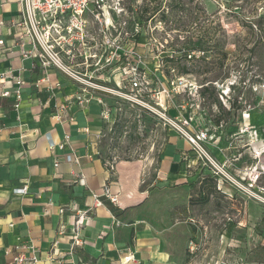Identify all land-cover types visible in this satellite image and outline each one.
<instances>
[{
  "label": "rangeland",
  "instance_id": "rangeland-1",
  "mask_svg": "<svg viewBox=\"0 0 264 264\" xmlns=\"http://www.w3.org/2000/svg\"><path fill=\"white\" fill-rule=\"evenodd\" d=\"M123 1L125 8L132 2L142 7L126 30H136L133 49L145 57L146 75L183 77L191 83L166 97L155 90L148 100L158 103L162 97L169 117L189 119L193 131L208 128L207 151L230 177L247 188L251 184L257 200L225 185L224 193L215 187L203 205L196 172L187 175L185 184L159 179L167 129L143 113L134 123L133 112L125 106L112 129L103 130L101 155L141 165L145 193L137 204L140 219L172 264H264V40L254 26L264 19V0H181L183 10L175 5L177 0ZM154 8L168 17L165 23L158 21L160 12L148 20ZM184 39L188 52L196 50L189 62L175 55ZM170 57H176L178 68L172 70L165 62ZM181 66L187 74L177 73ZM142 236L151 237L150 231ZM190 238L197 245L193 252L187 248ZM150 257L167 261L160 252Z\"/></svg>",
  "mask_w": 264,
  "mask_h": 264
},
{
  "label": "crops",
  "instance_id": "crops-1",
  "mask_svg": "<svg viewBox=\"0 0 264 264\" xmlns=\"http://www.w3.org/2000/svg\"><path fill=\"white\" fill-rule=\"evenodd\" d=\"M17 10L13 0H0V24H4L0 40L9 48L0 58V75L10 71L26 81L18 109L10 81L0 84V264H10L16 247L33 249L38 264H119L126 249L135 252L133 264H172L170 254L161 250L159 239L140 219L137 204L145 193L141 165L115 160L114 176L109 178L104 163L114 158L101 155L103 130H111L127 106L105 99L110 107L105 121L102 106L93 100L79 105L76 86L57 71L50 68L43 74L33 69L30 59L20 57L9 30L18 20ZM44 75L47 85L39 84ZM52 83L59 85L54 91L48 87ZM117 107L121 111L116 113ZM128 109L138 114L133 121L139 123L140 113ZM165 132L158 178L188 183L187 175H193L185 171L184 159L193 154L177 133ZM68 155L77 163L67 162ZM105 184L118 194V204L103 200V207L95 208L91 195L99 194ZM20 188L26 189L25 194L12 193ZM113 217L119 227L113 225ZM145 230L151 237L142 236ZM153 252L165 254L167 261L151 259Z\"/></svg>",
  "mask_w": 264,
  "mask_h": 264
},
{
  "label": "built area",
  "instance_id": "built-area-1",
  "mask_svg": "<svg viewBox=\"0 0 264 264\" xmlns=\"http://www.w3.org/2000/svg\"><path fill=\"white\" fill-rule=\"evenodd\" d=\"M13 2L17 5L18 20L10 24L9 30L20 57L30 59L33 69L38 68L43 74L50 68L57 71L76 86L75 100L79 105L83 106L93 100L102 106V117L105 121H108L110 114V107L105 99L114 100L120 105L143 113L157 125L177 133L188 144L193 158L184 159L186 172H196L195 175L199 177L205 175L211 177L218 192L224 193L222 188L228 185L257 200V194L250 189L253 187L251 184L248 185L250 188H247L242 182L230 177L223 166L207 151L210 142L208 128L193 131L189 119L183 116L174 119L169 117L164 99L161 102L158 98V103L148 100L149 94L155 90L158 95L166 97L189 88L191 83L183 77L165 79L160 73L146 75L145 57L133 49L136 30H126L128 22L133 21L134 12L125 8L123 0H13ZM0 25L4 26L2 23ZM7 51L9 48H5L4 42L0 40V58ZM5 80L12 84L14 108L18 109L22 98L21 88L26 81L12 75L10 71L0 75V84L5 83ZM48 83L46 75L39 81V84L43 85ZM48 87L54 91L59 85L52 83ZM2 97L9 98L10 94L2 93ZM114 111L117 113L121 109L117 107ZM65 159L67 162L77 163L71 155ZM115 160H107L104 163L109 178L114 176ZM78 183L83 185L84 181L80 179ZM25 192L24 188L12 190L13 194L23 195ZM91 197L95 208L103 207V200L113 206L118 204V194L111 192L109 184H105L99 194L93 193ZM72 210L76 209L72 207ZM59 213L62 214L63 210L60 209ZM76 223L79 224L80 221ZM113 225L119 227L121 224L113 217ZM196 247L195 240L190 238L187 243L188 250L193 252ZM135 262L133 250L126 249L120 253L119 264ZM38 263L39 258L35 251L24 247H16L10 261V264Z\"/></svg>",
  "mask_w": 264,
  "mask_h": 264
},
{
  "label": "trees",
  "instance_id": "trees-1",
  "mask_svg": "<svg viewBox=\"0 0 264 264\" xmlns=\"http://www.w3.org/2000/svg\"><path fill=\"white\" fill-rule=\"evenodd\" d=\"M175 5L177 6V8H180L181 10H183L185 3H183L181 0H177V1H175ZM141 8H142L141 6H136L135 4H133V2L127 6V10L130 12L136 13L137 17H138V14H142V12H143ZM158 12H160V10L158 8L152 9L148 20H151V19L153 20L154 16ZM159 14H160V16H159L158 21L165 23L167 21L168 17H166L163 12H160ZM254 26H255V29H257L259 31L262 39L264 40V19L259 18L255 22ZM186 47H187V39H184V41L181 42L180 46L178 47L177 51L175 52V55H180V59H182L184 62H189V60H191L193 58V54L195 53L196 50L188 52ZM203 51L204 50H202L201 52H203ZM198 52L200 53V51H198ZM174 58H176V57H170V58L164 59L167 64H170L169 66H172V70H174L175 68H178L177 64H175L173 61ZM177 73H181L183 75L187 74L186 67L181 66L180 71H179V69H177ZM169 74L170 73L168 72V76H169ZM201 95H203V93H201ZM121 115H122V113H121ZM132 116L135 118L136 116H138V114L132 113ZM219 122H220L219 119L217 121H215V125L218 126ZM207 183L210 185H206ZM214 190H215V182L213 181V179L209 176L201 177L199 179V187H198V191L201 194V197L199 199V204H203V205L206 204L209 200V196L212 194V192H214Z\"/></svg>",
  "mask_w": 264,
  "mask_h": 264
},
{
  "label": "bare ground",
  "instance_id": "bare-ground-1",
  "mask_svg": "<svg viewBox=\"0 0 264 264\" xmlns=\"http://www.w3.org/2000/svg\"><path fill=\"white\" fill-rule=\"evenodd\" d=\"M202 120V119H201Z\"/></svg>",
  "mask_w": 264,
  "mask_h": 264
}]
</instances>
